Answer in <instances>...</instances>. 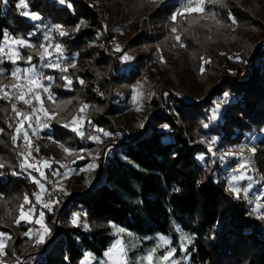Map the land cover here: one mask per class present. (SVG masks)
Here are the masks:
<instances>
[{
  "label": "trees",
  "instance_id": "trees-1",
  "mask_svg": "<svg viewBox=\"0 0 264 264\" xmlns=\"http://www.w3.org/2000/svg\"><path fill=\"white\" fill-rule=\"evenodd\" d=\"M182 1L68 0L72 5L69 8L58 0H26L28 10L42 17L40 21H31L20 14L18 0H6V3L0 0V48L5 32L28 38L38 25L47 29L60 24L69 33L60 37L53 32V42L63 46L61 60L75 67L66 72L48 69L46 75L53 77L49 87L53 99L43 97L36 103L52 114L47 129L52 138L75 150L99 148L102 158L96 172L100 177L93 190L70 196L67 209L60 202L52 211L43 208L36 200L40 185L35 180L45 181L33 167L25 165L26 154L17 137L21 115L17 116L12 110L15 104L21 112L24 104L8 96L7 101L0 98V103L5 102L10 107L5 116L0 115V165H3L0 167V202L10 210L6 217L11 224V227L3 226L0 220V233L6 239L5 259L11 260L17 249L30 244V235L25 233H30L33 225L20 220L23 206V212L29 214L30 209H34V215L44 211L51 229V235L42 247L38 246L37 253H44L48 246L51 249L38 264H79L86 253L95 258L103 257L113 237L107 227L85 228L83 216L89 221L115 224L140 237H168L174 244L178 227L195 236L186 250L192 264H264V219L252 211L256 204L249 197L255 188L254 177L255 180L258 175L264 177V40H260L264 37V6L257 14L255 4L247 7L244 0H220L209 23L193 24L192 13L180 8ZM174 15L179 26L173 35L170 28L175 24ZM230 16L235 18L236 24ZM134 17L140 19V30L129 40L126 45L129 47L116 53L111 30L115 31ZM81 21L84 23L76 31ZM246 33L252 38H243L247 37ZM95 36L103 43L93 44ZM168 36L167 42L180 51V56L191 55L197 59L200 55L197 66L201 74L203 68L207 80L227 73L232 77H226L205 101L197 103L175 97L173 114L166 111L164 101L153 100V123L159 127L147 134L127 133L114 127L111 118L120 112L113 104L114 89L135 82L149 58L145 53L130 54L131 67H128L122 56L130 48L162 45ZM32 39L37 42L32 65L41 67L39 45L43 39L39 34ZM25 51L27 57L30 49ZM17 65L29 66L24 60ZM11 67L13 63H1L0 57L1 81L8 79ZM72 100L77 103L66 115L53 114L52 105L68 109ZM218 104L216 119H212ZM84 109V138H81L71 127H75L73 121L84 114ZM66 124L69 127H65ZM205 124L208 127H204ZM96 129L110 134L108 146L115 147L112 153L106 154L107 148L100 147L106 139L103 132ZM91 136L103 140L96 142L88 138ZM202 136L215 141L211 152L200 141ZM244 147L255 149L252 154L258 175L251 165L246 172L249 179L237 184L249 189L247 198L242 194L241 199H236L228 191V180L238 174L234 172L240 163L238 149ZM200 155L204 156L203 160L198 159ZM225 159L228 161L222 167ZM53 168L58 169L59 165ZM255 185L264 187L259 185V180ZM25 197L29 200L27 204ZM254 197L264 201L262 194ZM56 199V195L51 194L46 200ZM58 211L66 212L61 221L62 230L52 219ZM259 211L262 213L261 209ZM74 213L81 217L80 226L71 223Z\"/></svg>",
  "mask_w": 264,
  "mask_h": 264
},
{
  "label": "rangeland",
  "instance_id": "rangeland-1",
  "mask_svg": "<svg viewBox=\"0 0 264 264\" xmlns=\"http://www.w3.org/2000/svg\"><path fill=\"white\" fill-rule=\"evenodd\" d=\"M219 1L220 0H218V2ZM186 2L187 0L182 1L183 5L180 7L181 9L185 7ZM218 2L214 3L211 2V0H205V3L203 5L205 11L203 13L189 12L192 13V16L194 17V19H192V23L193 24H197V23L204 24L203 22L209 23V20L212 18L213 14L215 13L216 5L218 4ZM243 4L247 7L248 6L253 7V5L255 4L254 8L257 14H259L264 6V0H244ZM174 23H175L174 26L170 28L171 30L173 28L176 29V27L179 26L178 21L175 20ZM140 26H141L140 19L138 17H134L130 21L120 25V27L116 28L115 31L111 30V34L115 36L114 46L116 53L120 52V51H116V48L119 47L122 50L128 44L129 40L136 33L139 32ZM48 29L49 28L42 29L40 25H38L36 31H32L28 34V38L8 34V38L4 39L1 45V48L3 49V51L0 52L1 63H4L5 61L11 62L8 59V56L12 52L17 50L20 52L21 55L26 57L27 52L25 51V49H29V48L20 47L18 44L14 43L15 39L17 38H24L29 43L35 45L34 48L30 49V54H29L30 56H32L33 52L35 53L34 49L37 46V42L34 41L32 38H35L37 34L42 36L43 39L42 43H48L54 45L53 33H51L50 40H48L47 42L45 41V32H47ZM171 32L173 33V35L175 34V32L173 31ZM170 36L166 37L167 39L165 38L163 40V42L161 43L162 45H145L141 48L134 47L128 49L127 53L124 54L131 57V55H134L135 53L137 54L145 53L148 55L147 57L149 58H146L141 76L135 82H133L132 84H121L120 86L114 89V93L112 97L113 104H115L117 107L120 108L119 114L111 118L114 127L122 128L123 131L127 133L147 134L151 129H156L159 127V125L153 123L154 109L151 108L153 100L164 101L166 111H168L169 114H173L174 109H172V99H174L175 97H182L186 100H192L197 103L200 101H205L208 97L211 96V93L213 92L214 88H216V86H219L226 77L228 78L232 77L229 73H227L224 75H220V77L218 76V78L217 77L212 79L208 78L207 80L205 73L202 72L201 74L199 67L197 66L200 63L199 62V60L201 59L200 55H198L197 59H193L191 55H188L186 57H184L183 55L180 56V51L177 48H174L172 44L170 45L167 42ZM246 36L247 37H243V38H248V37L252 38V35H247V33ZM260 40H264V37H262V39ZM92 42L95 45H99L103 43L99 36H95L92 39ZM41 52L42 49H40V53ZM49 52L52 54V58L55 60L57 56L55 48L54 47L49 48ZM251 56H252V51H251ZM20 61L21 60H17V63L13 64V67H11L12 70H10L11 72L6 81L0 80V89H3V91H0V98L6 100L8 96V98H11L18 103L24 104L23 101L17 99L18 93L21 90H23L26 93L25 99L31 100V103L35 107L36 111L33 112L32 107L24 104V107H22V109L20 110L21 111L20 113L22 115L19 125L20 128L19 131L17 132V137L18 139L21 140L20 143L22 149L26 154L25 165L26 166L31 165V167H33L34 170L38 172L40 178L43 181H45V183H41L40 180L38 179L35 180L39 182V183L36 182L37 184L39 185L43 184L44 188L46 189V192H41V189H39L37 194L41 196V200L38 203L43 205V203L47 201L46 200L47 196L54 194L56 195L57 198H59L60 204L61 205L63 204L64 207L66 206L67 209L69 208L68 198H70V196L80 195L90 190H93L95 182L100 177V174H97L96 172L100 168V161L102 159L101 151L99 150V148H92L88 150L87 149L75 150L73 148H70L68 145L64 143L55 140L50 136L49 130H47L48 127L44 128L43 124L47 123L49 125V120L52 117V114L48 113L44 107H40L38 105V103L41 101L43 97L49 98L50 91L45 92L43 88H37L34 86L27 85L26 80L22 78L24 75L23 73H18L17 77H13L11 73L15 69L27 68V67L18 66L17 64ZM42 63H46V61ZM127 63H128L127 66L131 67L130 61H128ZM70 65L72 64H66L65 61L60 60V66L66 68L67 69L66 71L72 68ZM39 67L37 66L36 68L44 76H47L46 71L48 69L56 70L58 72H66V71H60L59 69H52L48 67H40L39 69ZM246 77L247 76H245V78ZM51 82L44 80L41 83L47 85L49 88ZM205 83H207L206 86ZM29 87H33V91L31 93L28 92ZM5 92L8 93L7 96L4 95ZM36 95H39L41 99L36 100L34 98ZM134 96L135 99H133ZM51 97L53 99L52 95ZM76 103L77 100H72L68 109H62V108L60 109V107L52 105L53 114H57L59 116L66 115V113H68L72 105ZM51 104H55V103H51ZM8 108H10L9 105H7L5 102H1L0 115L2 113V116L3 115L5 116L7 111H10L8 110ZM137 108H139V111L137 110ZM45 113H47V115ZM23 114H29L28 118L25 119ZM84 116H85V109H84V114L79 116L76 120L74 119L75 121L74 126L80 128L81 132L84 131L83 130L85 124ZM141 124H143L144 126L140 127ZM25 134H27L28 136L27 141L24 139ZM107 137L108 136L104 137V139L106 140L102 142L100 146L102 147V149L107 148L106 154L112 153L115 149L113 145L108 146L110 140L107 139ZM207 137L202 136L199 139L200 141H203V143L206 146L208 147L212 146L213 142L210 139L208 140ZM65 147L71 150V154L66 153L64 151ZM250 149H252V147H248V148L244 147L242 152L241 149H238L241 155L239 161L241 162V158H247V162L253 166L255 172H257L258 175V171L254 162V157ZM230 151H233V149H231ZM45 161L48 162L47 167L45 166ZM227 161H228L227 159L222 160V167L226 165ZM93 163L96 164V167L94 169H89V165ZM104 163H105V159H104ZM58 165H59L58 169L53 168V167L57 168ZM41 173H44V175L41 176ZM65 173H67L66 176ZM251 179H253V177ZM258 180H259V185L261 184L264 186V177L262 175H258V179L256 178V180L254 177V181L252 180L253 181L252 185L253 187L255 186V188L252 189L251 191L252 194L249 195V197L251 201L255 204H257V202L264 204V201H260V199L254 197V195L261 196V194L264 197V187L261 188V186L257 187L255 185L258 184ZM48 187L50 188L49 190ZM61 187L67 191L68 195H63V193L59 190L54 191V189H59ZM258 188L260 190L259 192H257ZM261 210L262 213H264V207H262ZM8 212H10V210L6 208L5 204L0 202L1 223L3 226L11 227L10 220L9 218L6 217L7 215H9ZM34 212H35L34 209H30V214L24 212L26 218L20 219L21 221L25 220L27 223L33 225L30 232L32 234L30 235V239H31L30 244L26 243L23 246H21L19 249H17L14 252L15 254L11 260L5 259L4 248H5L6 239L3 237V235H0V242L4 244V248H3L4 254L0 255V264H11L16 261L17 262L24 261L27 258H30L31 260L35 259L36 261L35 264H38L43 259L45 253L51 249V246H48L44 251V253L42 254L37 253L39 251L38 246L42 247L43 244L42 245L35 244L34 234L37 230H42L40 224L35 223V221L40 218V213L41 212L44 213V211L42 210L39 211L37 215H34ZM65 214L66 212L63 213L58 211V212H54V214L52 215V219H54V221L57 222V226H59L61 230L63 225L61 224V221H63ZM29 218L31 219L32 222H28ZM83 219H84L83 224L88 225L87 228L96 229L101 227H107L109 229L110 231L109 233L113 237V240L111 241L108 250L117 240H121L128 249V256L132 259H138L139 257L146 255L149 251L153 249H157L156 256H162L168 250L175 249V254L172 257V260H174L176 264H192L188 260L186 250L189 246L192 245L195 236L179 229L178 227L176 228L177 238L175 244L168 237H164V238L167 241H169V243L164 244L160 239V237H163L161 235L152 236V237H140L112 223L102 224L93 220L89 221L85 216H83ZM44 224L47 225L45 217H44ZM113 225H115V228L113 227ZM33 229H35V232ZM117 229H123L124 231L123 233H118ZM21 237L23 238V236ZM86 257H88L87 264H105V261L107 260L105 255H103L102 258H95L91 253H86L84 259L81 260L79 264H82V262L85 261ZM161 264H168V262H161Z\"/></svg>",
  "mask_w": 264,
  "mask_h": 264
},
{
  "label": "snow or ice",
  "instance_id": "snow-or-ice-1",
  "mask_svg": "<svg viewBox=\"0 0 264 264\" xmlns=\"http://www.w3.org/2000/svg\"><path fill=\"white\" fill-rule=\"evenodd\" d=\"M4 2L6 3V0H4ZM58 2L61 5H67V7L71 8L72 5L70 3H68V0H58ZM211 2H218V0H211ZM205 3V0H187L185 7L182 9V11L184 12H200L203 13L205 11L203 5ZM17 8L18 9H22V11L20 12V14L22 16L28 17L30 20L32 21H40L42 19V17L35 12H31L30 10H28V4L26 3V0H18L17 3ZM214 16V14H213ZM173 21L175 22L176 20V16L174 15L172 17ZM230 19L232 20L233 24H236V20L235 18L230 16ZM84 22L81 21L80 24H78L75 28L76 31H79L80 26L83 24ZM217 23L219 24V21H217ZM222 26V25H221ZM173 32L176 31L175 28L172 29ZM53 32H57L59 34L60 37H64L69 35V33L64 29L63 25L60 24H56L54 26H51L47 32H45V41L47 42L48 40H50L51 38V33ZM8 38V33L5 32V39ZM176 40L179 41L180 37L177 36ZM14 43L18 44L20 47H24V48H34L35 45L29 43L26 39L24 38H17L15 39ZM181 46H183L181 44ZM54 47L57 53V56L55 58V60L52 58V54L49 52V48ZM39 48L42 49V52L39 55V59L41 62H45L46 63H42L41 67H48V68H52V69H59L60 71H66L67 69L64 67L60 66V60L62 58H64V50H63V46L60 43H56L54 45L52 44H48V43H41L39 45ZM3 49L0 48V52H2ZM116 51H121V49L119 47L116 48ZM8 59L13 63H17V60H24L26 63L29 64V67L24 68V69H20L17 68L15 69L11 75L13 77H17L18 73H23V77L26 80L27 85L30 86H34L37 88H43V90L45 92H49V88L47 85H44L43 83H41L44 80H47L49 82H51L53 80V77L51 76H44L40 73V71L32 65V60L33 57L32 56H23L20 54V52L14 51L12 52L9 56ZM123 61L128 62L132 60V57L128 56V55H124L122 57ZM235 59H239V57H235ZM204 63H208V61H204ZM71 67H75L74 64L70 65ZM201 71L203 72V68H201ZM65 80H67V78H64ZM68 84H71L70 80H67ZM81 83H83V81H81ZM19 87V86H17ZM0 91H3V89H0ZM33 91V87H29L28 88V92L31 93ZM135 91V89H134ZM5 96L8 95L7 92L4 93ZM25 95L26 93L21 90L18 93L17 99L23 101L24 104L29 105L30 107H32L33 112H35V107L32 105L31 100L29 99H25ZM36 100H40V96L36 95L34 97ZM49 99H52L51 97V93H49ZM133 99H135V96L133 97ZM84 107H87L86 105ZM12 110L13 112H15L17 114V116L22 115L16 108V105L13 104L12 105ZM83 110V109H82ZM137 110L139 111V108H137ZM219 110V104L217 105V108L213 110V116L212 119H216V115L217 112ZM47 115V113H45ZM25 119L28 118L29 114H23ZM39 119V118H38ZM75 123V121L73 122ZM49 125L47 123L43 124L44 128H47ZM65 127H69V125H64ZM144 125L141 124L140 127H143ZM163 127L165 129L168 128V125H163ZM204 127H208L207 124L204 125ZM17 131H19V129H17ZM71 131L75 132L77 135L81 136V138H84V133L78 131L77 127H71ZM97 132H103L104 136H108L110 135L108 132L102 130V129H96ZM89 139H92L96 142H100L99 141V137L98 136H91L88 137ZM16 137H13V140L15 141ZM24 139L27 141L28 140V136L27 134H25ZM203 142V141H202ZM213 143L215 142L214 140L212 141ZM210 152L212 151L211 146H209L208 149ZM64 151L66 153L71 154V150L69 148H64ZM243 151V149H241V152ZM251 152H255V149H250ZM225 155H233V153H226ZM198 159L203 160L204 156L200 155L198 157ZM223 159V157H222ZM45 166H48V162L45 161ZM0 167H3V165H0ZM24 165L21 164V168H23ZM29 167H31V165H29ZM96 167V164L93 163L91 165H89V169H94ZM251 165L247 162V158H241V162L238 166L237 169L234 170L235 173L238 174H233L229 180H228V191L230 193H232L234 195V197L236 199H241V196L243 194L244 198H247L248 195V190L247 188H241L238 187L237 184L239 183V181H241L242 179H249V177L246 176V171L250 170ZM38 170V169H37ZM240 170H245V171H240ZM44 173H41V176H43ZM67 175V173H65V176ZM37 183H39L38 181H35ZM40 189L41 192H46V189L44 188L43 184H40ZM55 190H59L63 193V195H68L67 191L64 188H59V189H54ZM177 191H179V189H176ZM262 200H264V197H261ZM36 200L37 202H40L41 200V196L39 194L36 195ZM60 202L59 198H57L55 201L49 200L43 203V207L47 208L49 211H52L54 209L55 205H58ZM24 203H29V200L27 197L24 198ZM264 207V204H261L259 202H257L256 207L252 209L253 212H256L258 214V218L260 219H264V213H261L259 210ZM23 206H21V212H20V219H25V214L23 212ZM28 222H32L31 219H28ZM17 224H19V219L16 221ZM35 223L40 224L41 229L42 230H37L34 234L35 236V244L37 245H42L45 243V240L48 236L51 235V229L44 224V213L41 212L40 213V218L38 220L35 221ZM71 223L73 224V226H80L81 225V217L79 214L74 213L71 219ZM85 228L88 227L87 224L83 225ZM113 227L115 228V225H113ZM123 229H117L118 233H123ZM3 235V234H0ZM25 235H32L31 233H25ZM161 241L164 244H168L169 241H167L164 237H160ZM190 239V238H188ZM3 248H4V244L2 242H0V255H3ZM156 251L157 249H153L151 251H149L146 255L139 257L138 259H132L128 256V249L127 247L123 244V241L121 240H117L108 251L105 252V257L107 258V260L105 261V264H161V262H168V264H176V262L174 260H172V257L175 254V249H170L168 250L164 255L162 256H156ZM88 262V257L85 258V261L82 262V264H87Z\"/></svg>",
  "mask_w": 264,
  "mask_h": 264
},
{
  "label": "built area",
  "instance_id": "built-area-1",
  "mask_svg": "<svg viewBox=\"0 0 264 264\" xmlns=\"http://www.w3.org/2000/svg\"><path fill=\"white\" fill-rule=\"evenodd\" d=\"M34 230V232H35V229H33ZM15 264H35L36 263V261H35V259H30V258H27L26 260H24V261H19V262H14ZM14 263H11V264H14Z\"/></svg>",
  "mask_w": 264,
  "mask_h": 264
}]
</instances>
